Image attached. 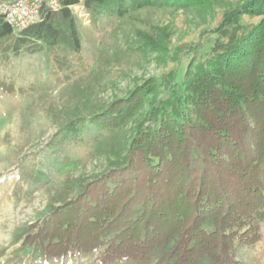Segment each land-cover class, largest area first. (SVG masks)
Segmentation results:
<instances>
[{"label": "trees", "instance_id": "trees-1", "mask_svg": "<svg viewBox=\"0 0 264 264\" xmlns=\"http://www.w3.org/2000/svg\"><path fill=\"white\" fill-rule=\"evenodd\" d=\"M59 1L60 11L44 13L40 23L21 31L14 49L67 40L77 52L68 6L79 2L92 22L108 9L123 16L148 6L205 5L204 0ZM243 16L258 20L241 23ZM211 31L196 48L204 49L202 55L186 65L179 95L169 96L171 85L163 80L151 82L147 94L159 86L166 94L151 103L146 125L138 124L122 161L28 225L23 248L45 262L97 253V264L148 263L153 255L158 264H239L238 251L260 241L264 0H243ZM11 35L0 19V39ZM116 111L90 121L100 129L116 128L128 119L127 111L124 116Z\"/></svg>", "mask_w": 264, "mask_h": 264}, {"label": "rangeland", "instance_id": "rangeland-1", "mask_svg": "<svg viewBox=\"0 0 264 264\" xmlns=\"http://www.w3.org/2000/svg\"><path fill=\"white\" fill-rule=\"evenodd\" d=\"M204 1L123 16L108 9L95 22L89 14L88 23L74 17L77 52L67 40L14 49L19 33L0 39V264H97V253L45 262L22 247V235L48 209L122 161L138 124L146 125L151 103L166 94L164 86L147 94L151 82L163 80L171 85L169 96L179 95L186 65L204 52L197 46L243 0ZM106 110L127 111L128 119L100 129L90 120ZM236 260L264 264V225L260 241L240 249ZM114 264L158 262L153 255L148 263Z\"/></svg>", "mask_w": 264, "mask_h": 264}, {"label": "built area", "instance_id": "built-area-1", "mask_svg": "<svg viewBox=\"0 0 264 264\" xmlns=\"http://www.w3.org/2000/svg\"><path fill=\"white\" fill-rule=\"evenodd\" d=\"M62 8L59 0H0V19L12 33L40 23L44 13H57ZM77 18L89 22V14L81 2L68 6Z\"/></svg>", "mask_w": 264, "mask_h": 264}]
</instances>
